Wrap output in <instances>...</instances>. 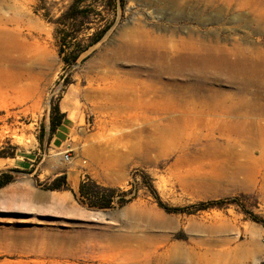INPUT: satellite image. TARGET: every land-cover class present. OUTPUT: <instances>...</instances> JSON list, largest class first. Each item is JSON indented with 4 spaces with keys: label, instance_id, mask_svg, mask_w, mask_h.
<instances>
[{
    "label": "rangeland",
    "instance_id": "1",
    "mask_svg": "<svg viewBox=\"0 0 264 264\" xmlns=\"http://www.w3.org/2000/svg\"><path fill=\"white\" fill-rule=\"evenodd\" d=\"M72 2L0 0V32L18 33L0 42V158L31 154L36 186L72 171L119 192L106 209L75 199L74 212L23 210L0 196V264H264V0H88L66 22L67 56L110 25L75 63L55 33ZM14 11L25 22L3 24ZM147 35L160 44L140 46ZM129 42L167 60L189 56L197 69L161 80L211 97L172 109L110 98L111 71L134 73L129 97L152 82L148 61L110 58ZM208 54L219 71L199 62ZM234 62L245 71L230 74ZM196 112L198 122L180 121ZM60 114L74 126L53 150L50 122ZM122 191L130 200L120 205ZM210 201L223 202L200 208Z\"/></svg>",
    "mask_w": 264,
    "mask_h": 264
},
{
    "label": "bare ground",
    "instance_id": "2",
    "mask_svg": "<svg viewBox=\"0 0 264 264\" xmlns=\"http://www.w3.org/2000/svg\"><path fill=\"white\" fill-rule=\"evenodd\" d=\"M26 19H27V17L24 13H21L20 11H14L13 15L10 14L3 19L1 18V20H2L1 22L3 24H9L10 23V24H14L16 26H19L23 22H25ZM14 30L15 29H13V31L8 30L9 32L8 31L7 32H0V42L8 43V45H9V43L12 42L13 38L18 37V33H14ZM150 37H148V35L145 36L144 39H141L138 41V44H140V46H145V47L146 46L147 47L158 46L160 44V40L158 38L151 39ZM144 53L137 50V47L133 46V44L131 42L123 44V45H119L111 51L112 57H110V58L114 59V60L115 59L116 60H118V59L124 60L125 59V60L138 61L139 63L148 61V64H151L153 67L151 69L153 71V73L151 74L153 79H152V82H150V83L145 82L140 94H135L134 96L129 97V95L127 94V92H125V90H127L129 92H132V90H134V87L132 85V81L130 79V77L133 76L134 73L123 74L122 76H124V77H121L120 75H118V73H113V71H111V72H109L110 75L108 76L109 77L108 80L111 82V85L109 86L108 91H107V92H109L110 98L115 99L116 96H119L121 99L128 100L129 98H133L136 101H142V102H150V101H154L155 99H160V100H163L165 102V104H166L165 106L172 109V108H174V106H177L181 102H184V101L205 103L207 101V99L211 97L209 95L204 96V94L199 95L198 92H189L188 90L181 89L180 87H175V86L170 87L172 84L171 82H170L171 83L170 84L168 82H163L161 80L162 76L165 74L171 75L173 72L176 73V72H179L182 70L193 71V70L197 69L196 65L194 66L193 64H191L189 62V60H190L189 56L176 55V57L173 58L171 56L169 58V60H167L168 56L164 55V54L153 56L151 54H144ZM199 55H200V53H199ZM199 62L201 63L202 66L210 65L211 68H213V72L220 70L219 66H220L221 60L219 58H215L211 54L203 55L202 57L199 58ZM228 68H229L228 72L230 74L236 75V73L238 72V69H240L241 67H238L237 63L234 62V63H230L228 65ZM241 71H245V70L240 69V72ZM237 74H239V72ZM5 75H6V73H3V75H1V73H0V77H3ZM246 77H244V78H246ZM247 79L248 78H246L245 80H247ZM106 80H107V78H106ZM249 80H251V79L249 78ZM236 81H239V80L236 79ZM141 82H139V83H141V84L144 83V81H141ZM103 90H105V89H103ZM122 92H124V93H122ZM197 113L198 112H196L193 115H188V116L185 115L182 117V119H180V121L183 124H188V123L194 122V121L198 122L200 120V115ZM224 126L227 127L229 125L225 124Z\"/></svg>",
    "mask_w": 264,
    "mask_h": 264
},
{
    "label": "crops",
    "instance_id": "3",
    "mask_svg": "<svg viewBox=\"0 0 264 264\" xmlns=\"http://www.w3.org/2000/svg\"><path fill=\"white\" fill-rule=\"evenodd\" d=\"M73 126L72 119L67 115H63L60 124L56 126L52 133L51 149L64 148V143L68 140ZM55 155H59V153ZM51 165L45 164L39 168L43 167V169H47ZM3 169H15L17 173L11 182L0 188V196L7 197L9 201L13 202L15 208L23 210L34 208L36 211H42L46 210L50 204L57 212L64 210H67L65 212L78 211L74 204L77 201L73 193L77 191L80 180L83 178V175L80 173L65 171L69 189H40L32 181V176L35 173L39 174L37 172L38 167L34 165V157L26 151L16 154L10 160L0 158V170ZM76 205L78 204L76 203Z\"/></svg>",
    "mask_w": 264,
    "mask_h": 264
},
{
    "label": "trees",
    "instance_id": "4",
    "mask_svg": "<svg viewBox=\"0 0 264 264\" xmlns=\"http://www.w3.org/2000/svg\"><path fill=\"white\" fill-rule=\"evenodd\" d=\"M87 1L88 0H73L72 4L70 5V8L55 21V23L57 24V26L55 27V33L60 45L59 53L67 62L71 60L73 63H75L78 57L85 50H87L91 45L95 44L102 38V36L110 25H106L102 29V32H100L88 45L84 47H78V49L75 50V53L71 57L67 56V54L65 53V48L70 46V41H67V38L70 36L71 31L67 30L68 25L66 22H68V20L75 19L74 16H76L77 7ZM119 2L120 0H115L116 6L119 5ZM90 7L91 6H88V8ZM83 9L85 10L86 8ZM62 117L63 114H60L56 117H51L50 126L52 131H54L56 126L60 124ZM0 174L5 177V179L0 180V187L5 186L14 179V176L12 174H9L7 171H1ZM37 185L45 190H61L70 188L65 172H62L59 176L53 179L51 183ZM117 192H119V189L100 185L88 176H84L80 180L78 189L76 192L73 193V195L79 204L86 206L89 209H106L110 208L113 205ZM125 195V191H122L118 200V204L121 205L130 200V198H125ZM222 202L223 201H210L207 203H203L200 208H208L214 205H220L222 204ZM161 206H163L167 211L178 210L177 208H170L164 205Z\"/></svg>",
    "mask_w": 264,
    "mask_h": 264
},
{
    "label": "built area",
    "instance_id": "5",
    "mask_svg": "<svg viewBox=\"0 0 264 264\" xmlns=\"http://www.w3.org/2000/svg\"><path fill=\"white\" fill-rule=\"evenodd\" d=\"M63 157H64V159L68 160L69 159V153L67 151H65L63 153Z\"/></svg>",
    "mask_w": 264,
    "mask_h": 264
}]
</instances>
